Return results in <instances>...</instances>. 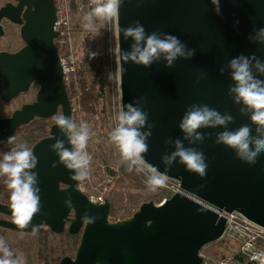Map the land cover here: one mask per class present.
Listing matches in <instances>:
<instances>
[{"label": "water", "instance_id": "water-1", "mask_svg": "<svg viewBox=\"0 0 264 264\" xmlns=\"http://www.w3.org/2000/svg\"><path fill=\"white\" fill-rule=\"evenodd\" d=\"M11 1L15 4L0 6V38L7 29L19 27L24 46L15 52L0 51V100L10 104L30 93L35 85L39 89L35 102L0 119V147L15 136L18 128L36 118L50 119L61 111L73 119L55 50L56 1ZM220 6V16L211 0H122L119 8L116 22L122 53L130 51L134 41L125 39L121 29L137 21L148 33L176 35L196 49L191 60H178L171 69L163 60L147 69L118 60L121 105L147 98L142 107L154 127L143 158L162 173V156L165 151H174L165 141L183 140L179 123L190 105L207 104L222 114L230 113L234 123L229 130L251 124L250 115H241V105H236L228 94L229 86L234 85L230 72L221 75L220 69L241 54H255L264 62V45L248 39L254 28H264V0H220ZM201 73H206V79L197 83ZM258 78L264 80V76ZM50 128V136L32 148L39 161L33 171L39 177L40 211L28 227L20 229L12 222L10 206L0 203V227L33 233L32 226L41 225L37 232L48 228L55 234L67 231L81 235L75 256L64 257L60 264H202L201 251L217 243L226 230V219L214 209L237 211L264 228V153L254 165L242 162L234 151L215 143L216 133L223 128L201 129L206 137L203 144L184 141L185 147L205 153V177L187 171L177 161L167 175L180 182L181 191L160 204L145 202L132 217L118 222L110 220L112 204L108 199L93 204L78 189L79 181L70 179L73 173L59 163L50 146L57 138L64 140L66 147L71 145L56 124ZM252 129L255 135V125ZM67 198H71L72 208L65 205ZM86 212L97 218L94 223H83Z\"/></svg>", "mask_w": 264, "mask_h": 264}, {"label": "clouds", "instance_id": "clouds-1", "mask_svg": "<svg viewBox=\"0 0 264 264\" xmlns=\"http://www.w3.org/2000/svg\"><path fill=\"white\" fill-rule=\"evenodd\" d=\"M121 3L122 0H91L94 6L84 17L86 22L83 27L92 30L94 20H109L115 17ZM211 3L216 15H222L220 0H211ZM121 31L125 39L132 38L134 41L131 50L122 53L119 39L117 40V59L123 63L131 62L147 69L163 60L166 62L165 66L171 69L178 60L189 61L196 55V49L189 48L178 36L160 31L148 33L139 21ZM248 39L251 43L264 45V28H254ZM226 71L230 72L234 82V85L229 86L228 94L236 105H241V115H250L251 124H243L229 130V125L234 123V117L230 113L222 114L207 104L190 105L179 123L183 140L169 138L165 141L167 146L174 148V151H165L162 156L165 172L147 165V171L150 173L147 178L149 190L156 191L158 187L166 185L167 170L177 161L189 172L199 174L202 178L207 175L208 163L205 153L196 147H185L184 144V141L189 145L203 144L206 137L201 129L223 128L224 131L216 133L215 143L231 149L239 160L249 165H254L261 153H264V80L258 78L264 76V62L255 54H241L221 67L220 74L224 75ZM203 79H206V73L200 74L197 83ZM146 101V97H140L123 105L116 116L117 125L110 133V140L119 149L122 161L129 163V171L132 170L131 166H136L137 171H143L146 164L143 154L149 149L148 140L154 127L149 123V113L142 107ZM52 119L71 148L66 147L64 140L57 138L50 146L51 150L59 157V163L73 173L71 180L88 179L92 157L86 149L93 135L88 123L81 121L77 125L72 118L62 114H55ZM252 125H255V135L252 134ZM210 137L211 133L208 138ZM14 139L15 137H10L9 142ZM38 162L33 150L26 144H17L0 159V176L6 177L5 184L10 191L12 222L20 229L28 227L35 214L40 211L39 177L38 173L33 171ZM52 167L55 168L56 164L53 163ZM65 205L73 207L71 198L65 200ZM96 219L87 212L82 217L85 224H92ZM40 227L41 225H33V234ZM0 253L3 254L0 256V264H25L23 254L15 255L3 238H0Z\"/></svg>", "mask_w": 264, "mask_h": 264}, {"label": "rangeland", "instance_id": "rangeland-1", "mask_svg": "<svg viewBox=\"0 0 264 264\" xmlns=\"http://www.w3.org/2000/svg\"><path fill=\"white\" fill-rule=\"evenodd\" d=\"M7 0H0V6H3ZM72 1V16L73 23L76 27V23L79 22V18H82L83 23L86 21L84 17L91 11H86L84 14L78 13L77 11V1ZM92 9V8H91ZM117 15L109 20H94L93 29L96 36L99 38L102 31L106 33L107 36V55H108V77L107 84L102 91L103 95H108L109 100V126L104 125L101 130V137L98 138V151L95 155H92L91 164L92 172L88 179L82 181V186L87 190H91L92 187L97 188L98 191H106L107 196L111 193L113 203L115 206V212L112 216L117 213H124L122 219L124 220L128 215L133 213L134 208L130 206L126 199V190L123 188L115 187L112 182L111 171H116L118 163L121 160L120 151L117 146L110 140V133L117 125L116 116L120 111L121 105V83H120V68L119 61L117 59V40H118V24ZM83 34L80 33L77 28L75 31L74 45L77 52V58L79 61H83L82 52L80 49ZM20 28L16 27L13 30H6V35L0 38V51L9 50L8 52H15L24 46V43L20 39ZM38 86L35 85L31 92L20 97L15 102L10 104H4L0 100V119L7 118L15 110L21 107L23 104L30 103L34 100L37 93ZM104 99V98H103ZM104 100H102V103ZM83 114V113H82ZM103 115V114H102ZM85 119V118H84ZM43 129L50 130V121L44 122ZM94 135V133H93ZM95 136V135H94ZM96 138V136H95ZM128 168L130 167L128 162L124 163ZM132 170L138 174V176L147 184V178L150 175L147 171V164H145L143 171H137L136 166H131ZM156 191L160 192V196L156 201L160 204L165 199H169L173 196L167 186L158 187ZM106 196V197H107ZM147 198L149 196H146ZM14 230H9L0 227V238L6 241L9 249L15 254H23L25 264H57L62 256H75L76 251L79 247V242L81 240V235H76L75 237H70L68 235H59L51 233H23ZM206 251H215L218 255L226 254L228 251L224 249L217 243L208 246ZM3 254L0 253V256Z\"/></svg>", "mask_w": 264, "mask_h": 264}, {"label": "trees", "instance_id": "trees-1", "mask_svg": "<svg viewBox=\"0 0 264 264\" xmlns=\"http://www.w3.org/2000/svg\"><path fill=\"white\" fill-rule=\"evenodd\" d=\"M78 3H91V0H76ZM75 30L82 33L83 40L80 46L83 61H79L78 70V88L80 92V102L82 107V113L84 114L85 122L88 123L91 132L94 133L96 139L101 137V130L104 125L109 126V100L108 95H103L102 91L107 84L108 77V55H107V36L102 31L101 37L96 36L94 29L86 30L83 25L82 18H79V22L76 23ZM67 91L70 100L74 98V89L67 86ZM104 98V99H103ZM102 100L104 102L102 103ZM56 114H61L59 111ZM103 114V115H102ZM50 121V127H52L55 121L50 119H37L32 121L30 124L18 128L15 139L10 143L9 141L2 147H0V159L3 158V154L9 152L11 149L16 147L17 144H26L29 148H33L38 141L47 138L50 135V130L46 131L43 129L44 122ZM49 127V128H50ZM51 129V128H50ZM125 162L120 160L116 171H111V177L113 178L112 184L115 187L123 188L126 190V199L131 207L134 208L133 213L129 214L128 219L132 217L140 206L145 202H155L160 196V192L151 191L148 189L147 184L138 176L133 170L129 171V168L124 164ZM6 177L0 176V203L4 205L11 204L10 191L5 184ZM146 196H149L148 198ZM107 199L112 204L111 216L115 212L114 201L111 197V193L107 196ZM124 219V220H125ZM39 233H51L50 229L46 228ZM59 235H71L67 231ZM66 257L65 255L62 256ZM62 258V259H63ZM60 259L57 264H60Z\"/></svg>", "mask_w": 264, "mask_h": 264}, {"label": "built area", "instance_id": "built-area-1", "mask_svg": "<svg viewBox=\"0 0 264 264\" xmlns=\"http://www.w3.org/2000/svg\"><path fill=\"white\" fill-rule=\"evenodd\" d=\"M57 21L54 24V30L58 33L55 40V50H57L66 86L74 89V98L71 100L72 117L73 120L80 124L81 121H85L84 114H82V107L80 100V92L78 88V70L79 60L77 58V52L74 45L75 26L73 23L72 14V1L71 0H55ZM94 5L91 3H78L76 4L78 13L84 14L86 11L91 10ZM87 152L91 155H95L98 151V142L94 135L89 139L87 146ZM92 165H90V174L92 172ZM167 188L170 189L172 194H176L181 191V184L179 181L168 178L166 183ZM78 189L80 192L87 195L88 199L93 204H102L107 200V192L104 190L98 191L97 188L92 187L91 190H87L82 186V181H79ZM166 200V199H165ZM164 201V200H163ZM220 216L226 219V230L217 242L218 245L227 249L226 254L218 255L215 251H206L208 246L201 251V257L203 259L202 264H264V228L254 224V222L248 220L245 216L237 211L231 213L214 209ZM111 222H118L125 217L124 213L109 216ZM211 246V245H210ZM255 257V259H253Z\"/></svg>", "mask_w": 264, "mask_h": 264}, {"label": "flooded vegetation", "instance_id": "flooded-vegetation-1", "mask_svg": "<svg viewBox=\"0 0 264 264\" xmlns=\"http://www.w3.org/2000/svg\"><path fill=\"white\" fill-rule=\"evenodd\" d=\"M10 2L13 3V4H15V2H13V1H11V0H7L5 4L10 3ZM5 4H4V5H5ZM38 88H39V87H38ZM37 90H38V89H37ZM37 92H38V91H37ZM25 95H26V94H25ZM22 96H24V95H22ZM22 96H20V97H22ZM36 96H37V93H36ZM36 96H35V98H34L33 101H31L30 103H26V104H31L32 102H35V101H36ZM20 97H19V98H20ZM19 98H18V99H19ZM16 100H17V99H16ZM16 100H15V101H16ZM15 101H13V102H15ZM13 102H12V103H13ZM26 104H23V105H22L21 107H19L17 110L21 109V108H22L24 105H26ZM15 111H16V110H15ZM15 111H14V112H15ZM14 112H13V113H14ZM13 113H12L11 115L7 116V118H9L10 116H12ZM37 119H39V118H36L35 120H37ZM33 121H34V120H33ZM49 136H50V135H49ZM49 136H48V137H49ZM61 188H65V186H61ZM73 216H74L73 213H71V214H70V218H72ZM45 229H46V228H45ZM72 257H73V256H72Z\"/></svg>", "mask_w": 264, "mask_h": 264}, {"label": "crops", "instance_id": "crops-1", "mask_svg": "<svg viewBox=\"0 0 264 264\" xmlns=\"http://www.w3.org/2000/svg\"><path fill=\"white\" fill-rule=\"evenodd\" d=\"M3 51H9V50L6 49V50H3Z\"/></svg>", "mask_w": 264, "mask_h": 264}]
</instances>
